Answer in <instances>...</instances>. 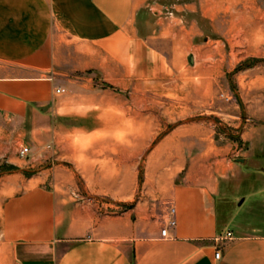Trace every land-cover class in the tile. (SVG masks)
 Here are the masks:
<instances>
[{"label":"crops","instance_id":"1","mask_svg":"<svg viewBox=\"0 0 264 264\" xmlns=\"http://www.w3.org/2000/svg\"><path fill=\"white\" fill-rule=\"evenodd\" d=\"M238 2L0 0V264H264V122L220 142L175 85L213 112L200 17Z\"/></svg>","mask_w":264,"mask_h":264},{"label":"rangeland","instance_id":"2","mask_svg":"<svg viewBox=\"0 0 264 264\" xmlns=\"http://www.w3.org/2000/svg\"><path fill=\"white\" fill-rule=\"evenodd\" d=\"M237 5L240 8L241 5L248 6L249 11L211 14V19L200 17L205 39L197 52L214 48L222 56L218 61V90L212 94L213 112L194 108L198 103L194 100L196 95L191 93L194 90L192 79L185 73L188 62L178 71L183 76L175 84L186 96V99H180L187 104L184 121L207 119L220 142H225L227 136L236 139L251 124L264 122V0H239ZM154 95L162 99L158 94ZM164 98L170 101V118L174 114L177 116L178 109L172 104L176 97L171 94ZM123 99L129 100L128 93L123 94ZM156 111L165 114L166 108ZM163 119H167L166 115ZM172 127L173 123L165 122L160 131L164 133ZM242 199H233L234 210L240 208Z\"/></svg>","mask_w":264,"mask_h":264},{"label":"built area","instance_id":"3","mask_svg":"<svg viewBox=\"0 0 264 264\" xmlns=\"http://www.w3.org/2000/svg\"><path fill=\"white\" fill-rule=\"evenodd\" d=\"M57 92L61 93V92H65V90L62 89V88H59L57 90ZM29 152H30V149L28 147H23L21 149V151H20V155L21 156H26ZM176 224H177L176 208L173 205H171L170 209H169V219H168L167 224L165 225V227L162 229L163 237H168L169 228L176 226ZM232 238H233L232 231H227L226 234H224L223 236L218 237L217 240L219 242H222V241H226V240H229V239H232ZM220 256H221V251L218 250L217 253H216V258H220Z\"/></svg>","mask_w":264,"mask_h":264}]
</instances>
